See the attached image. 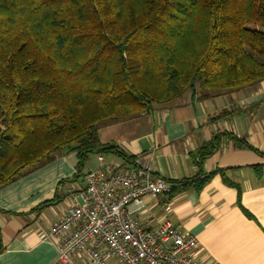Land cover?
Listing matches in <instances>:
<instances>
[{"label": "trees", "instance_id": "1", "mask_svg": "<svg viewBox=\"0 0 264 264\" xmlns=\"http://www.w3.org/2000/svg\"><path fill=\"white\" fill-rule=\"evenodd\" d=\"M263 81L264 0H0V189L70 153L84 180L133 163L99 129Z\"/></svg>", "mask_w": 264, "mask_h": 264}, {"label": "crops", "instance_id": "2", "mask_svg": "<svg viewBox=\"0 0 264 264\" xmlns=\"http://www.w3.org/2000/svg\"><path fill=\"white\" fill-rule=\"evenodd\" d=\"M98 135L101 143L135 157L127 164L106 157V164L122 171L148 167L153 178L172 183L205 180L200 190L178 184L171 194L146 197L136 213L145 228L168 221L195 237L193 256L201 264H264V81L208 100L187 93L171 106L103 127ZM93 159L85 174L99 166L98 157ZM77 163L76 153L58 157L0 189V264H60L49 232L85 189Z\"/></svg>", "mask_w": 264, "mask_h": 264}, {"label": "built area", "instance_id": "3", "mask_svg": "<svg viewBox=\"0 0 264 264\" xmlns=\"http://www.w3.org/2000/svg\"><path fill=\"white\" fill-rule=\"evenodd\" d=\"M85 176V189L50 228L60 264H201L193 252L195 237L170 222L145 228L136 213L149 196L169 194L172 184L153 178L148 167L122 171L98 157Z\"/></svg>", "mask_w": 264, "mask_h": 264}, {"label": "rangeland", "instance_id": "4", "mask_svg": "<svg viewBox=\"0 0 264 264\" xmlns=\"http://www.w3.org/2000/svg\"><path fill=\"white\" fill-rule=\"evenodd\" d=\"M92 159H93V158H92ZM94 159H95V158H94ZM94 159H93V160H94Z\"/></svg>", "mask_w": 264, "mask_h": 264}]
</instances>
